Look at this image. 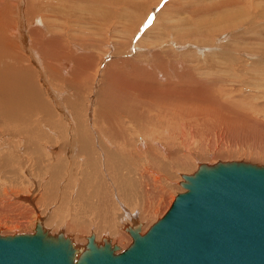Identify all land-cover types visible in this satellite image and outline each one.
Segmentation results:
<instances>
[{
    "label": "rangeland",
    "instance_id": "rangeland-1",
    "mask_svg": "<svg viewBox=\"0 0 264 264\" xmlns=\"http://www.w3.org/2000/svg\"><path fill=\"white\" fill-rule=\"evenodd\" d=\"M29 1L35 11V17L37 16L36 19H38V21H44L47 24L52 21L53 23L51 24L53 25V27H51V24L49 23L52 30L55 25L57 26L59 24L61 27L64 25L62 27L64 30L59 31L57 34H53V36L55 35L54 37H57L59 35V39H64L66 37L67 45H64V47H59V49H57V46H54L55 48H51V50H53L55 54L57 51L59 52L63 48L65 49L62 50L63 54H56L58 55V57L60 54V58L62 60L57 56V59L53 58L52 60V62H55V64L53 63V65L57 68V70L60 71V79H56L59 82H56L57 84H59V86L55 84L54 80L52 83L50 75H48L46 69H44L45 65L38 69L41 70L42 73L44 72L43 75L45 76V80L47 81V85L45 84L43 88H46V86L48 87V85H50L51 92L47 94L49 96H47L48 101L54 107L56 106L55 110L58 112H56V114L59 115L58 122L62 120L59 124L66 125L65 131H67L68 133V135L66 133V136L71 140L74 139L69 134H74L70 133V131L74 132L73 129L71 130V127L72 125L76 124L75 120L77 118L76 115H73L68 99H70L73 95H77V97L79 98V111L82 110L81 118L86 120L87 124L90 122L89 124L91 126H95V114L99 110L98 98L106 88V86L104 85L107 82L108 69H111L115 72L117 78L115 86L117 87V84L119 83L118 88L120 87L122 91H124L122 87L125 88L126 86L127 88L128 83H131L132 80L140 81L136 78L145 76V74H143L144 71L139 73L140 70H138L139 74L137 72L135 74L134 69H146L147 76L148 74L149 76L152 75L151 80L147 81H154L158 76L162 78L164 76L163 74L168 76V73L175 74L176 72L177 76L180 78V76L183 75L181 70L185 66H187L189 70H194L192 72L193 75L197 78V81L201 78V85L199 84L196 89H198L199 91L200 89H204V93L200 94L201 91L196 95L195 93H192V99H189V101L187 99L186 103H184V105H181V107L180 105L176 106V108L171 107L174 108L170 109L171 111L169 110L170 107H168L167 109L165 108L164 110L162 109L160 111L158 106H155L156 110L158 107L157 111L154 110V107L151 108V106L154 105V101H152L154 97L150 98L149 103L152 104H148L150 106L148 107V109L145 108L143 110L141 99L138 101L140 111L143 110L144 113L147 111V113H151V115L153 114L152 116L158 115L159 117L160 115L165 120L164 125H161L162 127L160 125H155V123H149L150 125L148 124V127L149 129H152V132L150 130L148 131V133H145L146 139H148V141H151L152 138L157 137L154 141L156 142V149L160 145H162L164 147V149H162L163 151H161L162 154H166L168 144L172 145L169 147L171 149L175 148L174 151H177L178 155L182 157V159L180 158L181 162H189V167L186 168L187 171L186 169L173 170V177L170 181L167 182L168 188L166 187L164 193H162L163 188H156L153 192L148 193L149 195L144 196V199H142V197L139 198L138 202L136 201L137 203L134 206L135 209L134 207L127 208L128 210H130L129 213L133 211L132 213L137 217L136 220L138 222L136 223H140L141 228L143 229L142 233L165 213V211L173 201L175 195L178 192L183 191V188L179 185V181L182 180V174L192 173L200 163L212 164L217 161L246 160L264 164V0H252L251 5H247V2L245 0L244 6L241 7L243 9L238 8V11L237 9L233 10L234 8H230L232 9L231 11L228 10L226 11V13L215 15H212L213 13H210L211 15H205L203 14V12L200 13L197 10L203 7L205 3L211 2L213 0ZM241 1L243 2V0ZM3 2L4 4H2ZM27 2L28 0H0V9L2 5L6 7V3L11 4L10 7L12 5L14 6V4L17 6H15L16 8L13 6V8L8 7V10H6L7 12H5L6 14L3 15L4 17L7 15L8 17L11 16L10 14H12L11 18L8 17V20L10 19L9 21H11L10 24L13 26L16 22L15 27L18 31L20 30L18 34L21 38L23 36V33L27 35V39L29 41L26 48L23 43H21L19 47L22 46L24 51L22 47H20L19 49H22V53H27V55L30 56L32 54L31 52H33V48L31 47V42H33V40L29 29V26L31 25L29 24V20H27L25 13ZM2 10L4 9L2 8L0 12H2ZM229 12H231L232 15L228 14ZM237 12L241 13L238 14ZM226 15H228L229 17H225ZM0 18L2 17L0 16ZM233 18L238 19L239 22L236 19L233 20ZM47 19H49L48 22L45 21ZM24 22H26L27 25L24 24ZM209 23H211L210 26H208ZM4 24L6 25V23H3V25ZM229 24L231 25L229 26ZM206 26H208L209 28ZM33 28L34 27L32 26V29ZM17 30H14L16 35ZM54 30L56 31L55 28ZM63 31L65 32V34ZM2 32L4 34L6 33L5 28L4 30H2ZM73 34L76 37L78 36L79 38H74L75 36ZM72 35L74 37H72ZM48 48L46 49L48 50ZM71 50L75 51V53H72ZM70 51L72 55H69ZM58 59H60V61ZM70 60L71 62H69ZM131 60L132 63L134 62L133 64H130ZM34 61L35 62L33 63H35V66L37 67L38 63L40 64V60H37L36 62V60L34 59ZM68 62L71 66L68 64ZM57 64L59 65L56 66ZM64 65H66V68L68 66L69 67L66 69ZM69 71H71L72 73L70 74ZM73 71L75 72V74H77L78 72L76 78H78L79 82H82L83 89L80 90L81 93L80 91L79 93H77V91L75 93V89L73 90V88L66 82L68 81L67 77L70 79V76L71 81L74 82V80H77L76 78H74L75 75L73 74ZM162 71L163 73H161ZM195 71H198L200 76ZM199 71L201 73L203 72V75ZM119 74H122L123 76H120ZM63 75H65V77ZM184 75V77H186L187 73H185ZM61 76L63 80L61 79ZM119 77H121V79H119ZM118 80H121V83ZM144 80L146 79L144 78ZM144 80L141 79V81ZM123 81L125 82V86ZM75 82L77 84V81ZM63 84L65 87L63 86ZM120 88L119 90H116V92L121 91ZM54 91L58 93L56 94V96H54V98L56 97V100L58 99V101H56L58 102L57 104L53 102L51 95L54 94ZM153 91L154 90H151V92ZM121 93L125 95V91L124 93ZM121 93L116 95H120L117 97L123 99L125 96L123 97ZM198 94L200 96H198ZM67 96L69 97L67 98ZM197 97H199V99ZM115 99L118 98L115 97ZM118 100L120 101V99ZM82 106L86 109L83 110ZM62 109L64 111H61ZM161 111H165V114H161ZM158 112L160 114H158ZM90 116H92L91 119L89 118ZM223 116L225 120L223 119ZM40 117L41 116L35 119H40ZM67 117L69 118V120ZM235 117L236 119H238L236 120ZM71 119L73 121L72 124H70L69 122ZM100 119H102V117H100L99 120ZM232 119L233 121L235 120L234 122H238V124L243 119L244 121L241 122L243 125H241L240 123V127L230 129V125L228 123ZM63 121L65 124L63 123ZM118 121L112 119L111 124L112 126L114 125L113 127L115 129L117 128V126H119L118 128H121L120 123L118 124ZM42 124L47 127L45 121H43ZM90 125L89 127H91ZM130 125L131 127H133L130 128ZM242 126L244 127L243 129ZM129 128L128 131H126L128 135L130 134L127 139H129V137H133L134 134L138 135V133H136L138 125H136V123L135 125L133 123H130ZM136 135L134 136L135 139ZM150 135H154V137H151ZM3 139H5V136H0V151L9 149V151L11 152L13 148L10 146L5 147L4 142H2ZM59 143H61V141ZM59 143L58 145H60ZM9 151H5V154L3 152H0V160H5L3 161V164H0V232L2 234L31 232L35 226L36 218L40 215L43 216V222L46 227L47 225L45 220H52V223H58V225H60V227L62 228L61 231L66 234H68L69 232H66V230H64V223H62V221H66L67 219L66 222L69 223L68 221L71 218L73 219L80 217L81 219L84 216H87V218H91L92 220H94V218H92V214L86 215L85 213L83 214L81 212V203L77 198V193L75 194V191H73V186L76 187L79 185V181L81 182L82 174L79 173V175H81L79 176L77 175L78 172H76L73 175V180L77 183L72 182L71 188L69 187L68 189L70 193L69 195H67V190V194L65 192L66 195L62 194V197L61 195H57L56 192H54L55 194L53 193V195H50V197H48L49 199L54 196V200L52 198L51 202V200L49 201L47 199L48 201L46 200V203L45 199L42 200L41 195L44 193L43 184L46 183V181L43 182L42 180L44 179V177H40L42 178L40 179L38 176V180H42V188L41 182L39 181L40 185L39 183H37L38 181L37 178H35L37 177L34 174L35 172L32 173L31 171L34 170V167L33 169H31L32 161L29 159V157H27V155L25 154L26 158H22L23 155L18 156L17 154V156L20 158L19 159L18 157H14L15 155H13L15 159L18 158V161H16L12 156H10ZM2 153L4 154V156L1 155ZM5 155H9V157H12V160L9 157L6 159ZM3 157H5V159ZM8 159L9 161L7 162ZM79 160H81L82 162L78 161L77 163L79 164L80 168H82L84 164L83 160L80 158ZM148 166H150V164ZM1 168L3 170H1ZM75 177H77L79 181L77 178L75 179ZM145 177L147 178V176ZM63 178H60V181H64ZM107 178L108 177L106 176L105 180ZM109 181L110 179L108 178L106 183ZM147 181L148 180H146V182ZM151 181L152 179H150V182ZM113 183H115V181H112L110 184ZM31 184L34 187L30 188ZM35 189H37L38 191ZM157 191L159 194L157 193ZM30 192L32 195L28 194ZM55 195L57 196L55 197ZM156 195L158 196L155 197ZM62 198L63 200L68 198L69 201H72L69 203L66 199L64 202H66L67 205H65ZM61 200L64 206H62L63 204ZM140 200L141 203L139 202ZM76 204H78V206ZM59 206L63 207L62 209L64 210H61ZM122 206L123 205L117 204L115 210L112 209L109 212L113 213L115 216L120 213L125 215L127 209L126 207ZM71 209L72 211H70ZM77 209H80V212L83 216ZM55 210L57 212H55ZM54 214H56L59 218H57V216L54 218ZM56 218L61 221H57ZM97 222L99 221L97 220ZM134 223L135 222H131V219L129 218L120 220V222L117 223L114 228V230L118 231V238H113L111 236L109 237V235H107L106 233L102 234L103 236H98V231H96V229L94 228L96 226L95 223L91 225V230L89 232H86L81 237L86 242L87 236L91 232H93L96 237V241H101L102 237L106 236L108 239H110L111 243H116L121 248H124L131 241L130 234L125 231V227L127 225H133ZM49 229L51 228L49 227ZM58 231L60 230H57L55 232ZM69 235H72L75 238V235L71 233H69Z\"/></svg>",
    "mask_w": 264,
    "mask_h": 264
},
{
    "label": "bare ground",
    "instance_id": "bare-ground-1",
    "mask_svg": "<svg viewBox=\"0 0 264 264\" xmlns=\"http://www.w3.org/2000/svg\"><path fill=\"white\" fill-rule=\"evenodd\" d=\"M205 1H207V0H205ZM240 1L241 0H216V1L213 0L211 2L205 3V5L203 7L199 8L197 10L200 13L203 12V14H205V15L210 14V13L211 14L213 13L212 15L222 14V13H226V11H228V10L231 11L232 9H230V8H234L233 10H236V9L238 10V8L243 9L241 7L244 6L245 0H243V2L242 1L240 2ZM4 2H6V1H4ZM4 2L2 4H4ZM7 2H9V1H7ZM246 2H247V5L252 4V0H246ZM6 4H7L6 7H4V5H2L1 9L3 8L4 10H2V12H0L1 13L0 16L2 17V18H0V136H2V135L5 136V139H3V141L1 140L2 142H4L5 147L10 146L13 149L11 152L9 151L8 148H7L8 150L3 149L4 151H0V152H3L5 154V151L6 152L9 151L10 156H12V157H13V155H15L14 157H18L19 155L20 156L23 155L22 158L23 157L26 158L25 154L27 155V157H29V159L32 161L31 162V164H32L31 169H33V167H34V170H31V169L30 170L32 171V173L35 172L34 174H35V176H37V177H35V178H37V181H38L37 183H39V185H40V182L42 180H43V182L46 181V183L43 184L44 188H43V185L41 182V185H42V188L44 191V193L41 194L42 200L45 199V201L48 199V197H50V195H53L54 192H56L57 195H61V197H62V194L66 195L69 187L71 188V186H72V182H74L73 175L76 172H78L77 175H79V173L82 174V176L79 175L82 177L81 182L79 181V179L77 177H75V179L76 178L78 179L79 185L76 187L73 186V191H75V194L77 193L76 194L78 196L77 198L81 203L80 204V206H82L81 212L83 214L85 213L86 215L92 214L93 215L92 218H94L95 221L92 220L91 218H87V216H84L81 219H80V217L72 219L71 218L72 215H71V217H70L71 219H69V221H68L69 223L66 222L67 219H66V221H62V223H64V227H63V228H65L64 230H66V232H69V233L75 235L74 239H75L77 244H84L85 243V241L83 240V238L81 236H83L86 232H89L91 230V225H93L94 223L96 224V226L94 225L95 226L94 228L96 229V231H98V236H103L102 234L106 233L107 235H109V237L111 236L113 238L114 237L118 238V236H119L117 234L118 231L114 230V228H115L116 224L120 222V220L125 219V218H129V219H131V222H135V223L138 222L136 220L137 217L135 216V214L132 213L133 211L129 213L130 210H128L127 208L128 207H134L136 205V203L138 202L139 198L142 197V199H144V196L149 195L148 193L153 192L156 188H159V187L163 188L162 193H164V191L166 190V187L168 188L167 182L170 181L173 177V170L174 169L175 170H177V169L181 170V169H186L189 167V162H187V161L181 162L180 158L182 159V157L178 155L177 151H174L175 148L174 149L172 148L173 149L172 150L169 147L172 145L168 144L166 154H162L161 151H163L162 149H164V147L162 145H160L156 149V142H154V141L156 140L157 137L152 138V140L149 139L151 141H148V139H146L145 133L146 132L148 133V131H150V130L152 132V129H149L148 124L149 123H155V125L161 126L162 124L164 125L165 120L160 115H159V117H158V115L152 116L153 114L151 115V113L149 114V113H147V111L144 113L143 110L145 108L148 109V107H150L148 104H150V105L152 104V103H149V100L151 97L152 98L154 97L152 100V101H154L153 102L154 105L151 106V108L152 107L155 108L154 110H156L155 106L159 107V111L162 109L164 110L165 108L167 109L168 107H170L169 110L174 109V108H176V106H179V105L181 107V105H184V103H186L187 99L189 101V99L193 98L192 93H195V95L200 91H201L200 94L204 93V91H203L204 89L203 90L200 89V91L198 89H196V87H198L199 84L201 85V78H200V80L198 79V81H197V78L193 75V72H192L194 70H192V69L189 70L188 67L185 66L181 70L183 75L180 74L181 75L180 78L177 76V74H176L177 72L175 71L176 72L175 74L168 73V76L165 74H163L164 75L163 76L161 74L164 78L163 77L160 78L158 76V77H156V79L154 81H147V80H151L152 75L149 76V74H148V76H147V74H146L147 70L146 69L143 70L141 68L142 69L141 70V69H134L133 68L135 71V74H136V72L137 73L139 72L138 70H140L139 73L144 71L143 74H145V76H143V77L141 76L139 78H136L137 80L139 79L140 81L132 80L131 83H128V82H130V81H128L127 82L128 83L127 88L125 86V82L123 81L125 88L122 87V89H124L125 93H124V91L121 90L120 87L119 88L121 91H118L120 93L123 92L125 94V95H123L121 93L123 97L125 96L124 98L122 97L123 99H121L120 97H117L120 95H116V94H120V93L116 92V90H119V88H118L119 83L117 84V87L115 86L116 85L115 83L117 82L116 74L111 69L110 70L108 69V71H107L108 72L107 82L104 85V86H106V88H105L104 92L102 94H100V96L98 98L99 110L95 114V119H96V121L94 123L95 126H93V125L91 126L89 124L90 122L87 124L86 123L87 121L84 120L83 118H81V115H82L81 111L82 110L79 111V100H78L79 98L77 97V95H73L70 99H68V102H69V105H70L71 110L73 112V115L74 116L76 115V118H77L75 120L76 124L72 125V127H71V130L73 129L74 132L70 131V133H74V134L73 135L69 134L74 139V140H71L66 136V133H67V131H65L66 125L59 124V123H61L62 120L60 122H58L59 115L56 114V112H57L55 110L56 106L54 107L48 101L49 96L47 94H49L51 92L50 85H48V87L46 86V88H43L45 84L47 85V81L45 80V76L43 75L44 72L42 73V71L38 69V68H41L43 65H45L44 69H46L48 75H50L52 83L54 80L55 84H57L56 82H58V81L56 79L60 77V75H59L60 71L57 70V68L53 65V63L55 64V62H52V60H53V58H56V56L58 57V55H56L57 53L63 54L62 50L64 48L62 50H60L59 52L57 51L56 54L53 52V50H51V48L52 47L55 48L57 46L58 47L57 49H59V47H64V45L65 46L67 45L66 37L64 39L60 37L61 39H59L58 38L59 35L58 36L56 35L57 37H54L55 35L53 36V34H55V33L57 34L59 31L64 30L62 28L64 25L62 27L59 24L57 26L55 25L56 26V27L54 26V28L56 29V31H55L54 28H53V30H52V28H50V24L53 23L52 21L49 22L50 24L49 23L47 24L44 21H38V19H36L37 16L35 17V15H36L34 13L35 11H34L33 7L31 6L30 1L28 0V2L26 3L27 5H26L25 13H26V18H27V20H29L28 22L31 25V26H29V25L28 26H29L31 37L33 40V42H31L32 43L31 47L33 48V52H34V53L31 52L32 54L31 55L29 54L30 56H28L27 53H24V52L22 53V51H21L23 49L22 46H20V47H22V49L21 50L19 49L20 48L19 45L21 43H23V45L26 48L28 41H29L27 39V35L25 33H23V36L21 38L18 34V32L20 30L18 31L17 28L15 27L16 22L14 21L15 23L13 26L10 24L11 21H9L10 19L8 20V17L11 18L12 14H10L11 16L7 17V15H6L4 17V15L6 14L5 12H7L6 10H8V7L11 8L13 6L12 5L10 7L11 4H8V3H6ZM15 6L16 5L14 4L13 7H15ZM1 9H0V11H1ZM244 9H246V8H244ZM18 10H19V8H18ZM8 13H9V11H8ZM240 13H238V14H240ZM228 14H231V12H229ZM34 17H35V19H34ZM223 17H224V15H223ZM225 17H229V16L226 15ZM3 18H4V20H3ZM235 19L233 18V20H235ZM48 20L49 19H47L45 21L48 22ZM224 20H227V19H224ZM236 20L239 22L238 19H236ZM230 21H228V22H230ZM225 22H227V21H225ZM3 23H6V25L4 24L6 27L3 25ZM24 24L27 25L26 22H24ZM210 24L211 23H209L208 26H210ZM230 25L231 24H229V26ZM32 26L34 27L33 29H32ZM208 26H206V27H208ZM51 27H53L52 24H51ZM4 28L6 31L5 34L2 32V30H4ZM57 29H58V31H57ZM14 30L15 31L17 30V35L14 32ZM66 31H67V29H66ZM60 34H61V32H60ZM64 34H65V32H64ZM73 35H72V37L75 36V35L74 36ZM70 37H71V35H70ZM77 37L75 36L74 38H77ZM48 47H50V48H48ZM46 48H48V50ZM68 49H70V48H68ZM23 51H24V49H23ZM66 51H68V50H66ZM71 51H70L69 55H72L73 52L75 53V51H72V53H71ZM157 55H158V53H157ZM33 57L36 60V62H37V60H40V64L38 63L37 67L35 66V63H33V62H35ZM61 57H62V55H61ZM58 58H60V54H59ZM60 59H58V60L60 61ZM68 59H69V57H68ZM78 59H79V57H78ZM78 59H77V61H78ZM125 59H127V58H125ZM63 60H65V59H63ZM159 60H162V59H159ZM81 61H82V59H81ZM128 61H130V60H128ZM69 62H71V60ZM69 62H68V64H69ZM65 63H66V61H65ZM133 63L131 60L130 64H133ZM59 64H57L56 66H58ZM111 65H113V64H111ZM65 66L66 65H64V67ZM189 68H191V67H189ZM200 68H202V67H200ZM156 69H157V66H156ZM196 70H198V69H196ZM184 71H185V73H187L186 77H184L185 76ZM69 72H70V74L72 73L71 71H69ZM69 72H67V73H69ZM195 72L198 73V71H195ZM161 73H163V71ZM73 74L75 75L74 78H76L78 72H77V74H75V72L73 71ZM138 74H137V77H138ZM198 74H196V75H198ZM41 75H42V77H41ZM209 75H211V74H209ZM54 76H55V78H54ZM63 76L65 77V75H63ZM126 76H128V75H126ZM199 76H200V74H199ZM211 76H213V75H211ZM78 77H80V76H78ZM134 77H135V75H134ZM144 78L146 80H144ZM202 78H204V77H202ZM41 79H43V80H41ZM61 79L63 80L62 76H61ZM67 79H68V81H66V82L68 83V85H70L73 88V90L75 89V93H76V91H77V93H79V91L81 89H83L82 88V82H79L78 78H76L77 80L73 79L74 82L70 80L71 76H70V79L68 77H67ZM119 79H121V77H119ZM141 79H143L144 81H141ZM159 79H162V80H159ZM42 81H44V82H42ZM64 81H65V79H64ZM75 81H77V84ZM60 83H62V82H60ZM57 85L59 86V84H57ZM63 86H64V84H63ZM114 86L116 87V89ZM121 86H123V85H121ZM151 90H154V91L151 92ZM80 93H81V91H80ZM56 94H58V93L54 91V94H51V95H52L53 102H55L57 104L58 102H56V101H58V99L56 100V97L54 98V96H56ZM195 95H193V96H195ZM198 96H200V95L198 94ZM68 97L69 96H67V98ZM115 97L120 99V101L118 99H115ZM73 98H75V99H73ZM197 98L199 99V97H197ZM140 99H141V103H142V107H143L142 111H140V106H139V102H138ZM200 101H201V97H200ZM145 104H147V105H145ZM187 104H188V102H187ZM210 104H211V102H210ZM143 105L147 106V107H144ZM158 107H157V110H158ZM171 107H174V108H171ZM59 109H61V108H59ZM84 109H86V108L83 107V110ZM61 111H64V110L62 109ZM164 112H162L161 114H163ZM158 114H160V113L158 112ZM39 116H41L40 119L38 118L36 120L35 118H37ZM98 116L102 117V119L99 120L100 117H98ZM185 116H187V115H185ZM91 117L92 116H90L89 118L91 119ZM112 119L115 121L120 120V121H118V124L120 123L121 128H118L119 126H117L118 129L117 128L115 129L113 127L114 125L112 126V124H111ZM223 119H224V116H223ZM235 119H236V117H235ZM68 120H69V118H68ZM228 120H230V119H228ZM43 121H45V124H47L46 125L47 127H45L44 124H42ZM234 121H233V119L230 122L227 121V122H229L228 124L230 125V127H229L230 129L240 127L239 124L241 122H243L244 120L242 119V121H240L239 124H238V122H234ZM69 122H70V124H72L73 123L72 119ZM63 123H64V121H63ZM113 123H114V121H113ZM130 123H133L134 125L136 123V125H138V129H136L137 130L136 133H138V135L134 134V136L136 135V139L134 138V136L131 137L132 139L130 137H129V139H127L130 134L128 135L126 131H128ZM89 125L91 127H89ZM241 125H243V124L241 123ZM132 127L130 125V128H132ZM153 127H154V125H153ZM136 128H137V126H136ZM155 128H157V127H155ZM243 128L244 127L242 126V129ZM239 129H241V128H239ZM94 130H95V132H94ZM236 131H237V129H236ZM125 132H126L127 137L125 136ZM67 135H68V133H67ZM150 136L154 137V135H150ZM133 138L135 141L133 140ZM60 141H61V143H59ZM58 143L60 145H58ZM183 146H185V145H183ZM3 153L1 155L4 156ZM17 154H18V156H17ZM8 157H9V155L6 156V159ZM12 157H9V158L12 160ZM14 157H13V159L18 161L17 159L19 157L17 159H15ZM3 158L5 159V157H3ZM79 158L82 159L83 163H84L82 168H80L79 164L77 163L78 161H81V160H79ZM1 159H2V156H1ZM185 160H186V158H185ZM3 161H5V160H3ZM3 161L0 160V162H2L0 164H3ZM8 161H9V159L7 160V162ZM28 164H29V162H28ZM149 164H150V166H148ZM1 170H3V169L1 168ZM31 171H30V173H31ZM186 171H187V169H186ZM105 175L110 179V181L107 183H106V181L108 178L105 180V177H106ZM38 176H39V178L44 177V179L40 178V179H42L40 181V179L38 180ZM145 176H147V178ZM60 178H63L64 181L63 180H62L63 182L60 181L61 180ZM150 179H152L151 182H150ZM146 180H148V181L146 182ZM112 181H115V183L110 184ZM32 184H31L30 188L34 187V186H32ZM37 189H35V190H37ZM77 189H78V192H77ZM32 191H33V189H32ZM31 192L28 194H31ZM65 192H66V194H65ZM157 193H158V191H157ZM160 193H161V190H160ZM69 194L70 193L68 191L67 195H69ZM57 195H55V197ZM157 196L158 195H156L155 197H157ZM68 197H70V196H68ZM52 198L54 200V196H52L48 200L50 201ZM66 199L68 200V198H66ZM62 200H63V198H62ZM62 200H61V202H62ZM65 200H63V202ZM47 201H46V203H47ZM71 201L72 200H70V201L68 200L69 203ZM51 202H52V200H51ZM63 202H62V204H63ZM139 202L141 203V200ZM64 203H65V205H67L66 202H64ZM117 204H120V205H123L124 207H126L127 211H126L125 215L120 213L117 216H115L113 213L109 212L112 209L115 210V207H117ZM76 205L78 206V204H76ZM62 206H64V204ZM59 208H61V210H64V209H62L63 207L59 206ZM76 208H79V207H76ZM134 209H135V207H134ZM70 211H72V209ZM78 211L80 212V209ZM55 212H57V211L55 210ZM58 212H60V211H58ZM61 212H63V211H61ZM74 213H75V211H74ZM82 213H81V215H82ZM57 214H59V213H57ZM60 214H62V213H60ZM54 215H55L54 216V218H55L57 215L56 214H54ZM67 217H68V215H67ZM88 217H90V216H88ZM57 218H59V217L57 216ZM89 219H91V220H89ZM97 220L99 222H97ZM118 220H119V222H118ZM50 221L45 220L47 227L49 226L53 232H55L57 230H62V228L60 227V225H58V223L56 224V223H52V220H50ZM57 221H59V220L57 219ZM142 230L143 229L141 228V232H142ZM95 240H96V237H95Z\"/></svg>",
    "mask_w": 264,
    "mask_h": 264
},
{
    "label": "water",
    "instance_id": "water-1",
    "mask_svg": "<svg viewBox=\"0 0 264 264\" xmlns=\"http://www.w3.org/2000/svg\"><path fill=\"white\" fill-rule=\"evenodd\" d=\"M165 213L124 248L106 236L85 244L36 218L31 232H0V264H264V164L200 163L182 174Z\"/></svg>",
    "mask_w": 264,
    "mask_h": 264
}]
</instances>
